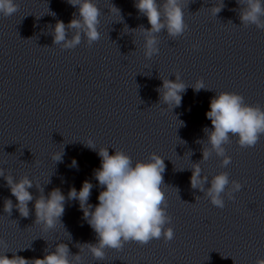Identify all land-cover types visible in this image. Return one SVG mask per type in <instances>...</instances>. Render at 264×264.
<instances>
[{
  "label": "clouds",
  "instance_id": "obj_1",
  "mask_svg": "<svg viewBox=\"0 0 264 264\" xmlns=\"http://www.w3.org/2000/svg\"><path fill=\"white\" fill-rule=\"evenodd\" d=\"M72 6H78L79 18H73L67 25L63 21H57L52 30L53 44L62 45L64 49H74L81 43V34L86 37L91 46L99 41L101 34L98 31L101 11L94 0H68ZM240 5L239 19L244 27L255 25L264 30V2L262 0H236ZM134 6L140 14L147 18L150 28L140 26L144 37V55L152 58L159 53L157 34L166 30L173 39L182 36L188 28L184 20L183 0H135ZM224 7V4L210 8L216 16ZM19 5L14 0H0V14L4 17L13 15L18 11ZM111 10H120L112 6ZM54 16L55 13H52ZM75 17V14H74ZM75 30L72 37L68 38V31ZM193 45V48H197ZM163 83L157 91L160 94V102L167 104L171 109L181 105L182 95L186 85L181 81L179 73L175 74V81L162 79ZM199 92L206 88L203 80H197L192 86ZM206 117L211 121L212 129L204 128L207 142L210 148H203L204 161L208 160L214 152L222 157L221 166L230 164L231 157L226 155L224 145L229 144L230 136H236L241 148L254 147L264 134V110L259 105L245 103L244 97L235 92H220L210 101V111ZM200 143V141H197ZM95 149L91 139L86 143ZM98 155L101 158L100 168L94 171V177L103 189L98 195L99 203L93 206L88 203L93 185L85 180L77 191L74 187L68 193V199L77 200L83 212V217L96 234L97 243L82 245L92 254L96 260L105 258V249L121 250L128 242H137L140 245L148 244L153 239L163 237L164 242H170L174 238L171 217L168 215L163 173L165 172L164 159L152 153L147 162L133 161L122 150H115L110 155L108 148H100ZM55 161L62 160V154H53ZM76 166V161H72ZM190 178L191 187L204 191L212 205L223 208L224 199L222 193L229 185V175L221 172L210 181V187L205 190L204 185L208 178L201 175L200 164H193ZM0 177H3L10 188L12 196L16 198L15 208L22 217L29 216V202L34 200L29 189L33 182L27 176L20 180H14L10 175H5L0 169ZM242 185L238 181H231L229 199H234L233 193L241 190ZM41 192L43 189H39ZM65 196L59 188L53 189L47 197L40 195L35 198V223L42 224L44 230L51 229L60 222L65 211ZM13 202L11 199L4 201V212L11 215ZM0 245L7 248V244L0 240ZM70 250L67 244L59 243L53 252L48 253L42 259L28 260L13 255L9 258L0 254V264H72L69 260ZM76 261L81 260L80 254L75 255ZM256 264H264V259H258Z\"/></svg>",
  "mask_w": 264,
  "mask_h": 264
}]
</instances>
